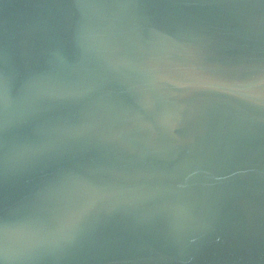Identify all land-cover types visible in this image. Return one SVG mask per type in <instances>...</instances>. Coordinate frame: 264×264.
I'll return each mask as SVG.
<instances>
[{
  "label": "water",
  "instance_id": "95a60500",
  "mask_svg": "<svg viewBox=\"0 0 264 264\" xmlns=\"http://www.w3.org/2000/svg\"><path fill=\"white\" fill-rule=\"evenodd\" d=\"M0 264H264V0H0Z\"/></svg>",
  "mask_w": 264,
  "mask_h": 264
}]
</instances>
